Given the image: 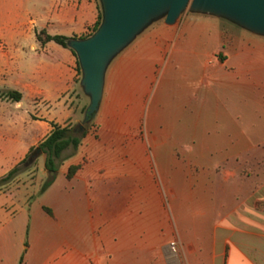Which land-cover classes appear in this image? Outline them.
Instances as JSON below:
<instances>
[{"label": "crops", "instance_id": "obj_1", "mask_svg": "<svg viewBox=\"0 0 264 264\" xmlns=\"http://www.w3.org/2000/svg\"><path fill=\"white\" fill-rule=\"evenodd\" d=\"M25 6L10 0L0 11V45H7L4 56L15 65L0 85L21 94L19 102L0 101V177L38 148L53 125L82 131L90 104L77 57L46 42L38 30L72 37L94 23V0H33L31 9ZM185 17L173 25L153 21L109 62L101 100L79 146L55 160V172L45 168V154L34 160L37 183L27 192L29 205L26 188L0 190V201H6L0 212L15 205L1 213L4 220L12 222L18 209L27 215L21 251L0 264L21 258L22 264H169L152 261L159 241L149 238L161 228L180 238L212 239L222 252L236 234L233 216H264L249 207L254 197L264 201V179L257 175L249 183L230 171L233 158L264 155L254 148L264 145V63L241 49L224 68L209 65L217 49L208 44L226 33L210 36L209 22ZM8 103L15 112H7ZM219 120L224 127L216 132ZM42 197L47 200L37 221L31 207ZM170 243L166 253L175 256ZM227 264L254 263L231 250Z\"/></svg>", "mask_w": 264, "mask_h": 264}, {"label": "rangeland", "instance_id": "obj_2", "mask_svg": "<svg viewBox=\"0 0 264 264\" xmlns=\"http://www.w3.org/2000/svg\"><path fill=\"white\" fill-rule=\"evenodd\" d=\"M9 1L10 0H0V11L3 10V12H6L7 8L9 7ZM23 1L25 2V7H27V9L32 8L33 0ZM58 1L62 2L63 0H57V3ZM94 2L96 5V17L94 23H92L90 26H87L82 31H73L72 37L70 38L81 40L82 38L93 34V27L95 22L98 20V15L101 14L102 16L100 1L94 0ZM182 16H186L185 18L187 20L198 18L199 20L209 22L211 25L209 31L210 36H212L214 31H216V33L219 31L226 33V36L221 38V40H219L217 37L214 43L211 42L208 44L210 49L213 47V44L217 49L214 57L215 59L210 58L208 62L209 65L216 62L218 66L224 68V62L231 56V53L237 54L241 51V49H245L247 52L252 53L253 56H255L254 59H259L264 63V36L253 34L250 31L222 17H209L212 15L206 14L194 15L190 10L183 12L181 17ZM38 31L41 36L44 35L42 32L46 33L45 30ZM227 34H231V37L227 38ZM7 51L8 48L6 44L0 45V54L2 55L0 56V82H7L9 79L8 72H10L15 67L12 61L6 60L4 55L7 53ZM25 52L30 54L31 50L26 46ZM262 79L264 80V73L262 75ZM8 87L9 84L3 86L0 85V101H5L3 94L9 91L7 89ZM88 105L89 103H86L84 108L88 107ZM5 107L7 108V112L9 114L12 113V111L15 112L13 103H8L7 105H4V108ZM82 112H79L77 116L83 118L84 114H82ZM221 122V120L217 122L215 126L216 132L222 131V128L224 127V124ZM254 148H259V151L264 152V145L255 146ZM34 163L35 161L28 167H25L24 162L21 161L18 164L20 169L18 176L12 182H9L7 186L5 185L0 189H3L1 191L2 193H16L17 190L26 188V194L23 196L25 207L26 205H29L31 201V197H26L28 195L27 192H29L31 187L37 183L35 180L36 176L34 175ZM230 171L233 173L235 179L248 181L249 183L256 181L257 175H259L261 179H264V155L261 154L258 156H248L246 158H233ZM47 179L48 177L45 176L43 182ZM62 182V180H59V184ZM251 191L252 189L248 190L249 193H251ZM262 192L264 195V189ZM4 200L5 199H1L0 203ZM46 200L47 198L42 197L38 198L32 203L31 214H33L37 221H41L42 217L40 204ZM4 203H6V201H4ZM13 207H15V205H3V211L0 212V260L9 262L22 249V238H24L25 235L24 231L22 233V229H25L27 223V215L25 212H21L20 209H18V212L15 214L12 222L4 220L6 216H1V213L4 215L6 212H11ZM249 207L258 211H264V201L262 200L256 202L254 197L253 200L249 202ZM51 217L53 219L55 218L53 212ZM217 220L218 219H214L211 222V225ZM171 222L172 220L170 217L169 225ZM232 228L234 231H236V234H230V232H227L228 235H231V240L225 244V249L222 252L219 251V247L212 241V239L208 244V242H204L208 240V238L205 237L197 238L186 236L180 238L175 236V234L170 230L166 231L161 228L160 231H158L157 236L149 238L153 243L159 241L157 256H153L152 261H161L169 264H187L189 261H192L194 264H227L231 250H240L243 252V254L249 257V259H251L254 264H264V216H233ZM172 241L176 244L175 256L167 254L165 250L166 244ZM27 245L28 241L25 239V249Z\"/></svg>", "mask_w": 264, "mask_h": 264}, {"label": "water", "instance_id": "obj_3", "mask_svg": "<svg viewBox=\"0 0 264 264\" xmlns=\"http://www.w3.org/2000/svg\"><path fill=\"white\" fill-rule=\"evenodd\" d=\"M102 20L88 38L72 40L81 70V85L90 98L86 115H94L101 100L109 62L153 21L173 25L186 10L225 18L253 34L264 36V0H99ZM42 153L29 156L30 165Z\"/></svg>", "mask_w": 264, "mask_h": 264}, {"label": "trees", "instance_id": "obj_4", "mask_svg": "<svg viewBox=\"0 0 264 264\" xmlns=\"http://www.w3.org/2000/svg\"><path fill=\"white\" fill-rule=\"evenodd\" d=\"M102 20L101 14L98 15V20L96 21L92 33H94L97 28L99 27ZM45 35V41H53L56 44L60 45L63 48L69 49L75 56V52L70 48L69 42L72 40H76L75 38H69L62 35H48L45 32H42ZM92 35V34H91ZM86 36L82 39L90 37ZM39 38V37H38ZM40 39V38H39ZM78 64V62H77ZM78 71L81 75V70L78 64ZM3 97L13 101V102H19L21 99V94L17 91H7L3 94ZM94 115L87 116L86 117V124L83 126L82 131H79L78 129H70V128H61L57 125H53V131L51 134L38 146L42 150V154L46 155L45 159V168L48 171L55 172L56 171V164L55 160L60 159L62 153L69 149L73 148L76 149L81 139L85 136L86 132L89 129V123L93 119ZM34 148L30 149L29 154L22 160L24 162L25 167H28L27 160L29 159L30 154L34 151ZM26 169V168H25ZM79 169V166H75L69 169L67 173V178L70 179L72 175ZM20 172L19 166H15L13 169H11L5 176L0 177V189L7 185L9 182H11L15 176ZM51 181H47L41 188V193L45 191V189L50 185ZM44 211L52 216V211L49 208L44 207ZM18 264H22V258L19 260Z\"/></svg>", "mask_w": 264, "mask_h": 264}, {"label": "built area", "instance_id": "obj_5", "mask_svg": "<svg viewBox=\"0 0 264 264\" xmlns=\"http://www.w3.org/2000/svg\"><path fill=\"white\" fill-rule=\"evenodd\" d=\"M170 251L175 253L176 252V244L174 242H171L169 244Z\"/></svg>", "mask_w": 264, "mask_h": 264}]
</instances>
